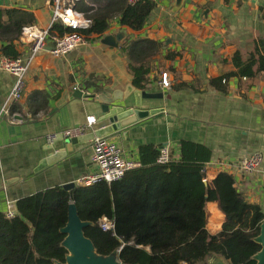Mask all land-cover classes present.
Masks as SVG:
<instances>
[{
  "label": "crops",
  "instance_id": "1",
  "mask_svg": "<svg viewBox=\"0 0 264 264\" xmlns=\"http://www.w3.org/2000/svg\"><path fill=\"white\" fill-rule=\"evenodd\" d=\"M123 3L80 0L76 8L90 25L91 17L105 15L103 34L82 31L88 38L85 45L60 57L40 51L30 61L22 97L8 105L19 121L0 116V212L9 204L14 209L22 197L94 172L91 140L77 137L71 138L72 149L65 156L36 170L42 158L62 146L56 141L49 150L46 135L82 124L87 116L97 119L90 95L132 84L161 92L162 97L143 99L141 108L162 110L106 135L125 157L139 161L141 145L167 146L172 160H178L182 141L201 144L210 151L204 165L208 187L219 172L229 173L242 197L264 214V68L257 69V62L252 77L235 73V61L242 64L251 56L261 57L264 64V0H184L177 10L174 0H159L139 30L120 23ZM0 9L15 11L2 18L0 57L8 56L1 51L7 45L27 55L29 47L16 25L45 27L50 18L46 0H0ZM146 44L147 54L136 55ZM47 47H52L50 41ZM131 66L147 69L142 86L134 84ZM162 71L168 72L169 88L159 83ZM218 78L221 82L213 85L211 80ZM13 83L14 76L0 68V108ZM76 89L80 97L74 95ZM133 99L131 94L125 103ZM255 151L263 155L258 169L240 171L236 161ZM207 203H216L223 214L219 232L225 212L219 200H207L205 212Z\"/></svg>",
  "mask_w": 264,
  "mask_h": 264
},
{
  "label": "trees",
  "instance_id": "2",
  "mask_svg": "<svg viewBox=\"0 0 264 264\" xmlns=\"http://www.w3.org/2000/svg\"><path fill=\"white\" fill-rule=\"evenodd\" d=\"M154 6L152 0H139L133 5L124 0L120 23L139 30ZM14 12L0 9V27L3 16ZM91 19L90 27L83 32L103 34L107 28L105 15L97 13ZM16 29L20 33L22 25H16ZM53 31L62 35L70 29L54 24ZM10 49L7 45L1 51L11 57L18 55ZM137 52L147 54V44ZM234 58L239 59L238 53ZM258 58L251 56L242 64L235 61V73L252 77L255 63L257 69L264 68ZM130 68L134 84L142 86L147 69ZM221 79L211 83L216 85ZM158 152L141 145L139 165L120 180L76 185L70 190L55 186L16 200L13 217L0 212V264L64 262L67 251L61 246L64 234L59 229L67 220L69 202L75 204L81 220L91 222L84 234L97 253L108 255L122 246L118 258L125 264H196L209 254L219 255L229 264H255L253 255L261 247L253 237L259 232L264 214L237 191L232 175L219 172L206 193L202 173L210 156L206 147L182 141L179 159L171 157L167 164L156 162ZM205 200H219L225 212L226 219L218 232L222 239L210 233L219 230L223 214L216 203H207L205 212ZM102 216L113 220V231L99 227L97 221Z\"/></svg>",
  "mask_w": 264,
  "mask_h": 264
},
{
  "label": "built area",
  "instance_id": "3",
  "mask_svg": "<svg viewBox=\"0 0 264 264\" xmlns=\"http://www.w3.org/2000/svg\"><path fill=\"white\" fill-rule=\"evenodd\" d=\"M80 0H46L50 7V18L45 27L36 25H27L22 27L20 38L24 44L29 47L27 55L18 54L15 57L1 56L0 68L11 73L14 76V83L11 90L0 108L1 114L6 115L11 122L19 121L15 115L9 114L8 105L10 102L20 100L25 87V77L32 58L40 51H49L54 57H60L70 53L71 51L85 45L88 38L82 32L83 29L90 26V21L86 20L82 13L77 10L76 5ZM128 4L133 5L139 0H125ZM157 3L159 0H152ZM54 24H61L70 29L62 35L56 31L52 32ZM47 41L52 43V48H47ZM160 85L163 88H169L170 78L167 71L160 73ZM94 115L87 116L84 123L65 129L60 132H53L46 135V141L53 143L57 136L63 139L78 137L85 133L86 129L95 123ZM92 162L96 166V170L87 175H83L74 182L77 185H91L98 181L111 183L120 180L127 171L139 165V161L132 156L125 157L122 148L107 136H95L91 140ZM171 159L170 151L167 146L159 148L156 162L159 164H167ZM263 161L261 152L255 151L238 159L235 166L244 173H252L258 169ZM205 173V168H202ZM15 215V211L11 204L5 212L7 218ZM97 224L103 231H113L114 222L105 216L98 219Z\"/></svg>",
  "mask_w": 264,
  "mask_h": 264
},
{
  "label": "water",
  "instance_id": "4",
  "mask_svg": "<svg viewBox=\"0 0 264 264\" xmlns=\"http://www.w3.org/2000/svg\"><path fill=\"white\" fill-rule=\"evenodd\" d=\"M183 2L184 0H174L173 10L179 9ZM105 42H107V40H105ZM51 48L52 47H50V49ZM131 94L134 98L133 103L126 104L125 101ZM74 95L80 97L82 95L81 90L76 89ZM90 96L94 99L97 107V119L91 127L86 129V133L77 137L78 141L92 140L95 136H106L137 120H141L162 110V108H141L143 99L162 97L163 94L161 92H148L138 89L132 84H127L124 89H114L110 93L101 92ZM124 134L127 135L128 132L124 131ZM56 141H62L61 148H58L56 151L42 158L36 170L58 161L65 156L68 151H71V138L63 139L60 135L57 136L56 140L53 142L54 144L50 143L47 148L49 150L54 148ZM8 182V180L4 181V185H7ZM74 186H76L75 182L69 181L61 184L60 188L70 190ZM207 190L208 185L206 182V193ZM206 197L207 196H205V198ZM206 201L207 200H205V202ZM89 224H91L90 221H83L80 219L75 204L69 202L67 207V220L64 226L59 229L60 232L64 234L61 246L66 249L67 254L65 255L64 262H57L56 264H125L118 258V252L122 246L108 255L97 253L91 239L84 234V228ZM253 240L261 247L260 250L253 255L255 264H264V220L260 223L259 232L253 237ZM147 248L149 249V246H147ZM218 263L225 264L221 259H219Z\"/></svg>",
  "mask_w": 264,
  "mask_h": 264
},
{
  "label": "rangeland",
  "instance_id": "5",
  "mask_svg": "<svg viewBox=\"0 0 264 264\" xmlns=\"http://www.w3.org/2000/svg\"><path fill=\"white\" fill-rule=\"evenodd\" d=\"M246 233H247V231H246ZM211 235H214L218 239H222L223 238V237L218 236V232L212 233ZM212 256H216L218 259H221L225 264H229L225 259H223L222 257H220L218 255H215V254H209L203 261L198 262L196 264H210V259H211Z\"/></svg>",
  "mask_w": 264,
  "mask_h": 264
},
{
  "label": "bare ground",
  "instance_id": "6",
  "mask_svg": "<svg viewBox=\"0 0 264 264\" xmlns=\"http://www.w3.org/2000/svg\"><path fill=\"white\" fill-rule=\"evenodd\" d=\"M219 259L216 256H212L210 259V264H219Z\"/></svg>",
  "mask_w": 264,
  "mask_h": 264
}]
</instances>
